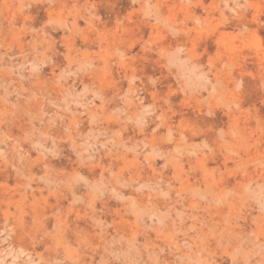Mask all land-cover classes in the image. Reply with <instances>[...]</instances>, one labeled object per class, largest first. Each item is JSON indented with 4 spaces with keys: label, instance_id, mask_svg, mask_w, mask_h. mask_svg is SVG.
<instances>
[{
    "label": "rangeland",
    "instance_id": "1",
    "mask_svg": "<svg viewBox=\"0 0 264 264\" xmlns=\"http://www.w3.org/2000/svg\"><path fill=\"white\" fill-rule=\"evenodd\" d=\"M0 264H264V0H0Z\"/></svg>",
    "mask_w": 264,
    "mask_h": 264
}]
</instances>
